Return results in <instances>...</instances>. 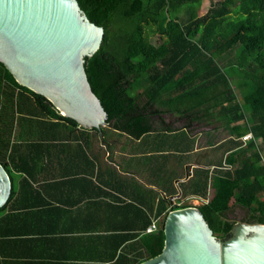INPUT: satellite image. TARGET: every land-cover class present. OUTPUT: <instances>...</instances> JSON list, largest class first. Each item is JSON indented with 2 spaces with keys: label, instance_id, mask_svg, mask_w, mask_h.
<instances>
[{
  "label": "trees",
  "instance_id": "1",
  "mask_svg": "<svg viewBox=\"0 0 264 264\" xmlns=\"http://www.w3.org/2000/svg\"><path fill=\"white\" fill-rule=\"evenodd\" d=\"M78 2L105 31L85 65L112 128L104 130L105 140L126 139L117 164L152 188L106 163L103 147L91 151L100 142L96 131L79 129L0 63V163L13 186L0 221L36 215L73 222L74 228L47 233L84 237L76 259L87 264L156 258L168 213L191 207L169 198L179 194L185 165L202 155L197 129L217 127L211 130L227 129L230 138L205 152L204 165L213 169H195L180 184L183 197L203 201L197 208L220 241L236 225L229 219L233 206L247 210V224L264 225V0H210L205 15L202 0ZM167 115L183 128L168 124ZM247 134L252 139L242 141ZM52 150L58 170L38 184ZM160 219L158 231L148 234Z\"/></svg>",
  "mask_w": 264,
  "mask_h": 264
},
{
  "label": "water",
  "instance_id": "2",
  "mask_svg": "<svg viewBox=\"0 0 264 264\" xmlns=\"http://www.w3.org/2000/svg\"><path fill=\"white\" fill-rule=\"evenodd\" d=\"M104 37L103 27L89 20L78 0H0V63L21 87L44 97L79 129L96 131L109 147L104 133L112 130L108 114L85 69ZM179 184L171 203L183 197ZM12 188L0 163V208ZM164 233L162 254L142 264H264V225L237 223L230 238L220 241L201 211L191 206L169 212Z\"/></svg>",
  "mask_w": 264,
  "mask_h": 264
},
{
  "label": "crops",
  "instance_id": "3",
  "mask_svg": "<svg viewBox=\"0 0 264 264\" xmlns=\"http://www.w3.org/2000/svg\"><path fill=\"white\" fill-rule=\"evenodd\" d=\"M201 137H203V134L198 135V144L200 143L199 141ZM99 143V145H97L98 143L94 146L92 145L91 151L98 152V149L102 146L106 150V155L104 157L106 163H110L111 165L117 164L116 156L114 162H110L108 159V156L110 155L109 149L114 146V143L111 142L109 147H105L101 141ZM220 144L221 143H211L210 145L203 144L197 148L196 152H202V155H199L193 161L185 165V178L178 180L180 181V184L187 182L193 176L194 170L197 168L213 169V166L207 167L204 165V161L206 160L204 157L206 154L205 152L214 149ZM53 150L52 160H50L51 162L49 163L48 171L39 176L38 184H42L47 180L51 181L50 179L53 177L56 170H58L54 163L55 154ZM70 168L73 170L76 167L71 165ZM119 172L124 175L133 176L146 185V187L152 188L151 185H148L145 181L141 180L134 172L133 174L132 172H124L121 167ZM17 179L19 182V178ZM214 193L215 190L210 189L208 198L210 199ZM76 197H78V195L73 193L71 198L73 199ZM1 216L2 214H0V218ZM74 227L75 224L70 221L58 223L57 221L55 222V220H47V222H45L42 218H39V216L36 215L21 216L19 220L0 221V264H87L86 262L78 261V259H76L80 255V252L76 250V245L81 243V241H84L82 240L84 237H61L63 235H50L47 233V231L53 229L61 230ZM64 238H67L68 241ZM84 247L85 249L87 247L89 248L88 257H91V245L85 242Z\"/></svg>",
  "mask_w": 264,
  "mask_h": 264
},
{
  "label": "rangeland",
  "instance_id": "4",
  "mask_svg": "<svg viewBox=\"0 0 264 264\" xmlns=\"http://www.w3.org/2000/svg\"><path fill=\"white\" fill-rule=\"evenodd\" d=\"M210 7V0H202L201 2V8H200V15H205L207 13V11L209 10ZM151 43H153L154 45H158L159 44V39L157 37H153L151 38ZM223 63V62H222ZM221 63V65H222ZM224 66V65H222ZM165 119L167 121L168 124H170L171 126H174L177 129H181L183 128V121L181 119H177L174 116H165ZM217 128V127H216ZM216 128H199L197 129L196 134H203V137H201L200 139V143L199 145L202 146L204 145H210L211 143H222L223 141H226L229 136L230 133L229 131H227V129H218V130H211V129H216ZM111 133V131H110ZM113 134V133H111ZM117 139L113 151L112 153H110V155L108 156V159L110 162L114 161V157L117 155V153L119 151H121L123 148V145H128L126 144V139L124 138H120V137H115ZM113 138V139H115ZM204 142V143H203ZM100 143H98L97 145H99ZM102 147V146H101ZM104 149V147H103ZM106 155V150L104 149V157ZM110 164V163H109ZM184 178H185V170H184ZM141 179V178H140ZM143 180V179H141ZM144 181V180H143ZM180 200V201H179ZM177 202L179 201L182 204H187L189 206H199L202 204V200L199 198H194V197H182L181 199L176 200ZM175 201V202H176ZM229 219L231 221H234L239 224H247L246 220H247V210L241 208L240 206H233L232 210L229 212Z\"/></svg>",
  "mask_w": 264,
  "mask_h": 264
},
{
  "label": "built area",
  "instance_id": "5",
  "mask_svg": "<svg viewBox=\"0 0 264 264\" xmlns=\"http://www.w3.org/2000/svg\"><path fill=\"white\" fill-rule=\"evenodd\" d=\"M252 139V134H247L245 136L242 137V141L247 142L248 140ZM178 203L177 201L175 202V204ZM192 206V205H191ZM161 219L160 220H156L152 223V226L147 230L148 234H152L158 231V229L161 226Z\"/></svg>",
  "mask_w": 264,
  "mask_h": 264
},
{
  "label": "flooded vegetation",
  "instance_id": "6",
  "mask_svg": "<svg viewBox=\"0 0 264 264\" xmlns=\"http://www.w3.org/2000/svg\"><path fill=\"white\" fill-rule=\"evenodd\" d=\"M106 141V140H105ZM106 142H108L109 143V141H106ZM111 143V142H110Z\"/></svg>",
  "mask_w": 264,
  "mask_h": 264
}]
</instances>
